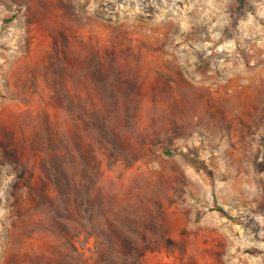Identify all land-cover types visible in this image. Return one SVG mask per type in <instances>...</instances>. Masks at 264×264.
<instances>
[{"label": "rangeland", "instance_id": "obj_1", "mask_svg": "<svg viewBox=\"0 0 264 264\" xmlns=\"http://www.w3.org/2000/svg\"><path fill=\"white\" fill-rule=\"evenodd\" d=\"M0 264H264V0H0Z\"/></svg>", "mask_w": 264, "mask_h": 264}, {"label": "trees", "instance_id": "obj_2", "mask_svg": "<svg viewBox=\"0 0 264 264\" xmlns=\"http://www.w3.org/2000/svg\"><path fill=\"white\" fill-rule=\"evenodd\" d=\"M242 1V0H241ZM220 211H223L222 209H220Z\"/></svg>", "mask_w": 264, "mask_h": 264}]
</instances>
